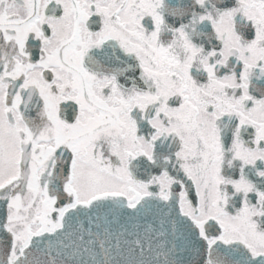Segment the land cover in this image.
<instances>
[{
    "label": "snow or ice",
    "instance_id": "6c2138e0",
    "mask_svg": "<svg viewBox=\"0 0 264 264\" xmlns=\"http://www.w3.org/2000/svg\"><path fill=\"white\" fill-rule=\"evenodd\" d=\"M0 264H264V0H0Z\"/></svg>",
    "mask_w": 264,
    "mask_h": 264
}]
</instances>
